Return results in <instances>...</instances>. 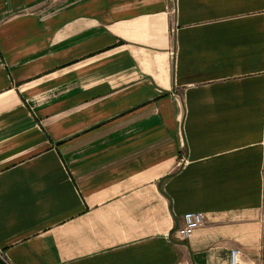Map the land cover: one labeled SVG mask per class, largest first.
<instances>
[{"label": "crops", "instance_id": "0c3cea01", "mask_svg": "<svg viewBox=\"0 0 264 264\" xmlns=\"http://www.w3.org/2000/svg\"><path fill=\"white\" fill-rule=\"evenodd\" d=\"M263 241L264 0H0V264Z\"/></svg>", "mask_w": 264, "mask_h": 264}, {"label": "built area", "instance_id": "2783aa9c", "mask_svg": "<svg viewBox=\"0 0 264 264\" xmlns=\"http://www.w3.org/2000/svg\"><path fill=\"white\" fill-rule=\"evenodd\" d=\"M204 218L201 213H186L182 216V226L177 230L181 239H188L193 231L202 226ZM230 264H239V251L233 249L230 252ZM260 264H264V241L260 249Z\"/></svg>", "mask_w": 264, "mask_h": 264}]
</instances>
